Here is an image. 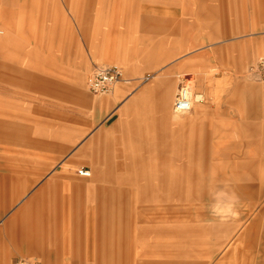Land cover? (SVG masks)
Segmentation results:
<instances>
[{
  "label": "rangeland",
  "instance_id": "rangeland-1",
  "mask_svg": "<svg viewBox=\"0 0 264 264\" xmlns=\"http://www.w3.org/2000/svg\"><path fill=\"white\" fill-rule=\"evenodd\" d=\"M262 55L264 0H0V264H264Z\"/></svg>",
  "mask_w": 264,
  "mask_h": 264
},
{
  "label": "built area",
  "instance_id": "built-area-1",
  "mask_svg": "<svg viewBox=\"0 0 264 264\" xmlns=\"http://www.w3.org/2000/svg\"><path fill=\"white\" fill-rule=\"evenodd\" d=\"M260 79L264 80V56L259 57L254 65L250 67ZM126 81L123 69L119 65L97 66L87 78V89L94 95H107L114 91L117 83ZM193 94L187 85L178 89L175 97L173 110L176 114H186L192 110ZM78 175L83 178L91 177V172L82 167L78 169ZM12 264H41L36 257H17Z\"/></svg>",
  "mask_w": 264,
  "mask_h": 264
},
{
  "label": "crops",
  "instance_id": "crops-1",
  "mask_svg": "<svg viewBox=\"0 0 264 264\" xmlns=\"http://www.w3.org/2000/svg\"><path fill=\"white\" fill-rule=\"evenodd\" d=\"M262 56H264V55H262ZM176 117V116H175ZM176 118H179L178 116L176 117ZM113 120V119H112ZM95 188H96V190H95V193H96V197H100V200H102V198L104 197L103 196V193L105 192V190H104V188L102 187V186H95ZM105 200H108V195H106L105 196ZM17 217V216H16ZM21 217V219L19 220H17L16 222V224H15V226L17 227H20V229L22 228V229H24V219L22 218V216H20ZM12 225V224H11ZM11 225H10V227H11ZM24 233V230H22L21 231V237L19 238L18 237V234H16L15 235V232H11V233H8L9 235V240H10V242H21V241H23L24 242V235H22ZM261 246V245H263V247H264V233H263V235L260 237V239H259V241L258 240H255L254 241V243L253 244H251V246ZM18 257H35V256H18ZM255 257H256V255H255ZM17 258V257H16ZM15 258V259H16ZM14 259V260H15ZM13 260V261H14ZM13 261L11 262V264L13 263ZM41 264H43L42 262H41Z\"/></svg>",
  "mask_w": 264,
  "mask_h": 264
},
{
  "label": "bare ground",
  "instance_id": "bare-ground-1",
  "mask_svg": "<svg viewBox=\"0 0 264 264\" xmlns=\"http://www.w3.org/2000/svg\"><path fill=\"white\" fill-rule=\"evenodd\" d=\"M195 91V90H194ZM202 98V95H196V96H194L193 97V103H192V106L194 107V105H195V101L196 100H199V99H201ZM179 114H177L176 115V117L178 116ZM179 117V116H178Z\"/></svg>",
  "mask_w": 264,
  "mask_h": 264
}]
</instances>
